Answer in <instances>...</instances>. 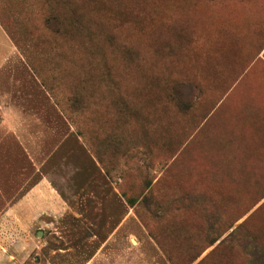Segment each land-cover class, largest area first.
<instances>
[{
  "label": "rangeland",
  "instance_id": "374dc122",
  "mask_svg": "<svg viewBox=\"0 0 264 264\" xmlns=\"http://www.w3.org/2000/svg\"><path fill=\"white\" fill-rule=\"evenodd\" d=\"M0 264H264V0H0Z\"/></svg>",
  "mask_w": 264,
  "mask_h": 264
},
{
  "label": "crops",
  "instance_id": "0c3cea01",
  "mask_svg": "<svg viewBox=\"0 0 264 264\" xmlns=\"http://www.w3.org/2000/svg\"><path fill=\"white\" fill-rule=\"evenodd\" d=\"M68 208L65 200L52 189L49 180L43 177L10 206L9 212L15 213L21 223L31 227L44 222L49 215H64Z\"/></svg>",
  "mask_w": 264,
  "mask_h": 264
}]
</instances>
